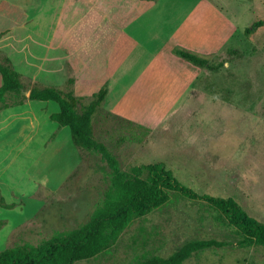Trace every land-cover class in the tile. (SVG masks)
<instances>
[{
	"label": "rangeland",
	"instance_id": "obj_1",
	"mask_svg": "<svg viewBox=\"0 0 264 264\" xmlns=\"http://www.w3.org/2000/svg\"><path fill=\"white\" fill-rule=\"evenodd\" d=\"M258 19L264 21V0H0V52L14 60L24 84L70 89L83 104L105 84L93 136L121 170L163 162L199 194L231 196L264 221V26L252 37L244 33ZM86 37L84 62L70 69V52ZM176 49L216 67L194 65ZM21 98L7 94L2 102ZM23 100L0 110V183L9 199L8 189L20 191L12 208L0 209V250L36 246L82 224L101 203L110 171L98 149L80 155L70 143L53 155L69 173L59 187H44L35 175L29 180L28 148L47 147L58 124L44 114L48 107ZM68 147L80 158L77 166ZM192 237L229 243L182 264H264V246H238L214 208L176 193L108 249L74 264H140Z\"/></svg>",
	"mask_w": 264,
	"mask_h": 264
},
{
	"label": "trees",
	"instance_id": "obj_2",
	"mask_svg": "<svg viewBox=\"0 0 264 264\" xmlns=\"http://www.w3.org/2000/svg\"><path fill=\"white\" fill-rule=\"evenodd\" d=\"M263 26L262 19L255 20L245 27L244 33L252 37ZM176 53L201 68L210 70L216 67L207 58L188 50L176 49ZM0 76V110L21 105L24 98L55 102L58 111L51 112L49 118L59 126L69 128L70 140L79 154L84 155L96 148L110 167L105 177L103 199L93 208L86 221L77 227L57 231L36 246L22 244L6 247L0 250V264H74L95 257L108 249L135 219L163 206L173 193L205 202L214 208L226 225L234 230L238 246H264V221L249 215L233 197L199 194L178 180L160 161L131 165L126 170L118 167L113 154L93 136L92 118L107 94L105 84L83 104L70 89L36 82L24 84L21 73L14 68L11 59L1 52ZM25 91H28V95ZM7 94L22 95L23 98L8 104L2 102ZM14 205L6 203L0 194V207L12 208ZM228 243L212 237H192L168 255L152 256L140 264H182L196 252L220 248Z\"/></svg>",
	"mask_w": 264,
	"mask_h": 264
},
{
	"label": "crops",
	"instance_id": "obj_3",
	"mask_svg": "<svg viewBox=\"0 0 264 264\" xmlns=\"http://www.w3.org/2000/svg\"><path fill=\"white\" fill-rule=\"evenodd\" d=\"M88 39H89V37H86L85 39L82 40V43L79 47L80 50H78V52H77V48L75 49V51L70 52L71 54H73V55H70L71 56V61L69 62L70 69H72L74 67V65L77 68L82 66L84 59H85V56H86L85 53H83L82 47L84 46V44L87 42ZM76 45L77 44H73V43L71 44L72 48H74ZM77 53H80V54H78L79 55L78 57H77ZM11 60H12L13 64H15L14 60L12 58H11ZM26 63H28V60L26 61ZM107 93H108V91H107ZM106 96H107V94H106ZM106 96H105V98H106ZM27 100L29 103L30 100L29 99H27ZM36 101H38V102H36V104H37V106H38L37 108H39V110H41L44 107H48L49 110L47 113L45 111H43L44 114L48 117H49V114L51 112L58 111V105H55L52 103L49 104V103L44 102V101L40 102L41 100H36ZM23 104H25V103H23ZM16 106H20V105H16ZM11 108H13V106L8 107V109H6V110H9ZM29 124L32 128L33 125L31 124V122ZM29 124H27V125H29ZM55 130H56V133L54 135V138L48 143L47 147L44 146L43 144L40 146V142H39V144L36 147H32V146H34V145H32V146H30V148H28L29 151L26 154H29L28 155L29 157H27L28 158L27 162L23 165L25 175L28 177L29 180L31 177H33V175H35L36 178L34 177L33 179H35L40 185L47 187L51 190H54L57 187H59V185L63 182V179L69 175V173H67V175L65 176L66 171L65 172L61 171L62 170L61 166H60L61 161L56 165V163L54 162L55 158L53 159V155H54V153H56V151L61 149V147L65 146V145L68 146L70 143H72L70 140L69 128L67 126L57 125L55 127ZM0 132H1L0 133V139H3L5 134L2 133V129H0ZM33 149H35V150H33ZM68 149H69L68 151L70 153L69 160L72 159L70 165L74 166V165L79 163L80 158L75 152H72L73 151L72 148L68 147ZM49 159L50 160L52 159V161L48 162ZM53 166L56 167L57 169L56 170L51 169ZM8 191H9V194L11 196V199L6 197L5 189H4L3 185H1V183H0V194L3 196L5 202L6 203H14L15 197L13 196V193H20V191H15L14 189H12V190L8 189ZM33 201L36 205V208H38L40 205L39 200L33 199ZM0 209L6 210L8 208L0 207Z\"/></svg>",
	"mask_w": 264,
	"mask_h": 264
},
{
	"label": "water",
	"instance_id": "obj_4",
	"mask_svg": "<svg viewBox=\"0 0 264 264\" xmlns=\"http://www.w3.org/2000/svg\"><path fill=\"white\" fill-rule=\"evenodd\" d=\"M26 94L28 95V92Z\"/></svg>",
	"mask_w": 264,
	"mask_h": 264
}]
</instances>
